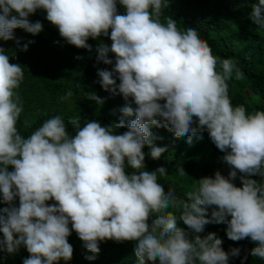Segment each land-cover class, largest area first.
Wrapping results in <instances>:
<instances>
[{"label":"clouds","instance_id":"obj_1","mask_svg":"<svg viewBox=\"0 0 264 264\" xmlns=\"http://www.w3.org/2000/svg\"><path fill=\"white\" fill-rule=\"evenodd\" d=\"M118 3L125 14H119ZM167 6L165 0H0L4 41L16 40L17 28L41 32L43 24L29 19L40 9L77 48L91 50L89 38L110 36L111 46L97 48L98 61L114 67L98 70V76L105 91L125 101L118 123H66L55 115L24 137L17 129L23 104L16 91L24 72L0 47V199L8 205L0 208V250L11 254L24 246L30 256L23 264L71 261L68 237L74 230L83 247L97 254L101 241L135 242L138 264H229L239 248L226 252L216 233L199 235L210 223H224L230 240L250 238L256 245L251 256L264 259V183L253 178H264V111L249 114L243 105L233 106L227 81L234 70L236 80L244 75L235 58L214 56L194 27L181 32L171 16L162 23ZM249 16L264 27V0L252 4ZM73 95L69 90L61 99ZM88 95L105 102L95 92ZM151 126L166 127L189 144L207 131L225 153L228 176L217 171L200 178L185 192L186 200L166 191L157 174L167 169L145 166L146 146L153 159L167 151L155 146ZM179 171L186 174L183 167ZM238 173L242 186L234 183ZM51 200L56 203H46Z\"/></svg>","mask_w":264,"mask_h":264},{"label":"trees","instance_id":"obj_2","mask_svg":"<svg viewBox=\"0 0 264 264\" xmlns=\"http://www.w3.org/2000/svg\"><path fill=\"white\" fill-rule=\"evenodd\" d=\"M165 3L168 6L162 10V23H166V17L171 16L177 21L181 32L188 26L194 27L199 37L212 48L214 56L219 59L235 58L237 67L244 75L236 80L234 70L233 78L227 81L233 106L243 105L249 114L257 110L264 111V27L255 24L249 16L252 4L258 3V0H165ZM117 7L119 14H125L123 6L118 3ZM46 15V11L40 9L29 17L32 22L40 21L43 24V30L38 34L33 35L17 28L14 30L16 40L0 39V47L7 50L10 62L20 64L24 72V79L16 89L23 104L17 122L18 131L27 137L46 119L55 115L61 116L66 123L73 118L80 119L81 124L88 120H97L102 126L118 123L123 116L120 110L125 106V101L122 95L105 91L98 76V70L111 71L114 67V63L106 65L98 61L97 48L101 43L111 46L110 36L89 38L87 43L92 46L91 50L77 48L61 37L58 27L49 22ZM24 45H27V51L23 50ZM109 58L115 62V54L109 53ZM217 70H221L219 62ZM69 90L74 95L70 99H61ZM90 92H95L105 102L98 104L89 99ZM150 130L156 137L155 146L166 147L167 151L159 159H153L151 148L146 146L143 149L146 170L153 171L164 166L167 173H158V182L166 191L172 189L177 198L186 200L185 192L197 187L202 177L214 176L217 171L228 176L231 169L223 160L225 153L211 141L207 131L193 136L189 144L187 137L177 138L166 127L151 126ZM67 131L75 134L71 125L67 126ZM117 131L122 134L127 128ZM180 167L184 168L186 174H180ZM126 171L131 174L135 170L129 166ZM239 175L234 183L242 186ZM253 178L264 183V178ZM46 203L51 205L56 202L51 200ZM15 205L19 206L18 198ZM4 207L8 205L0 199V208ZM168 211L177 212V209L170 206ZM208 214L210 216L211 209ZM178 226L187 230L182 221H179ZM226 228L224 223H210L199 235L204 237L216 233L226 252L239 248L238 256L230 255L229 264H242V261L243 264H264V259L251 256L250 252L256 245L250 238L232 241L227 237ZM0 238H3L2 233ZM68 241L74 249L73 258L67 262L61 259L58 264H138L133 241H101L98 254L84 248L83 241L74 230ZM29 256L24 246L11 254L0 250V264H23V260ZM88 256L96 258L89 260L86 259ZM156 263L159 264L158 261Z\"/></svg>","mask_w":264,"mask_h":264}]
</instances>
